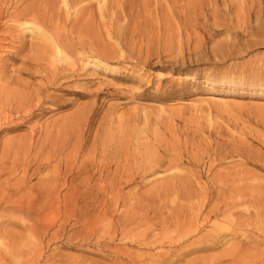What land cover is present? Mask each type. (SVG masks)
<instances>
[{
	"label": "rangeland",
	"instance_id": "374dc122",
	"mask_svg": "<svg viewBox=\"0 0 264 264\" xmlns=\"http://www.w3.org/2000/svg\"><path fill=\"white\" fill-rule=\"evenodd\" d=\"M175 1L77 0L73 5L59 0L60 12L55 20L61 19L60 26L67 32L72 30L74 35L92 29L115 54L106 61L90 58L74 74L60 75L58 82L47 88L53 99L44 103V110H38L35 117L16 130H0V149L3 138L29 136L32 127L36 131L42 129L32 138L37 141L33 142L34 147L40 144L43 131L46 142H53V146L67 141L61 157L76 145H81L82 155H86L94 133L100 140L108 133L157 130L166 137L171 135L182 151L186 140L187 149L193 152L194 158H189L190 151L189 156H183L185 162L178 169L200 168L205 172L213 161L208 176L239 173L264 187V0H242L243 3L203 0L200 4L198 1L193 4L192 0ZM29 35L22 36L24 46L19 55L27 54L29 45L37 42L34 34V38ZM8 45L13 44H5ZM0 64H4L6 75L14 77L21 87L37 86L41 82L37 65H23L14 58H6ZM211 95L243 100L224 104L213 101ZM34 147L30 154L35 155ZM15 150L10 148L8 156L13 157ZM47 150L48 146L43 152ZM30 154L31 165L27 170L30 184L15 190L6 189L3 183L0 194L8 199L9 191L12 197L20 195L34 202L52 203L44 208L28 206L26 202L20 208L0 203V264H135L127 255L118 254L127 250L155 256L177 250L166 242L139 248L135 240L126 241L120 234L117 239L102 234L100 243L96 238L82 239L97 210L90 209L85 221L77 220L79 214L75 211L87 207L86 199L71 188L73 184L86 182L81 174L83 170L78 171L80 163L69 161L67 167L61 163L56 168L53 156L44 161L41 173L37 174L33 169L45 155ZM167 166L165 163L147 176L144 187V183L134 182L124 186L123 191L143 190L167 178L171 171L166 170ZM24 168L19 167L14 174H22ZM56 170L61 174L60 181L66 179L65 187L57 190H61L60 206L53 203L55 195L59 196L57 191L49 195L41 191L45 182L56 179H46L44 174ZM205 178L201 176L200 180L207 181ZM117 212H121V206ZM104 219L109 220L110 214ZM254 237L261 238L260 230H256ZM221 241L214 248L173 257L171 264H206L209 259L203 260L204 256L220 252L236 239ZM209 263L221 264L215 260Z\"/></svg>",
	"mask_w": 264,
	"mask_h": 264
},
{
	"label": "bare ground",
	"instance_id": "6f19581e",
	"mask_svg": "<svg viewBox=\"0 0 264 264\" xmlns=\"http://www.w3.org/2000/svg\"><path fill=\"white\" fill-rule=\"evenodd\" d=\"M58 1L0 0V61L14 58L20 60L23 65H37L41 78L37 86L33 84L34 86L31 87L27 83L30 86L21 87L22 85L19 86L21 83L18 84L14 77L6 75L4 64H0V130H16L35 117L38 110H44V103L53 99L47 88L55 84L60 75L74 74L79 65H83V62L87 64L90 58L106 61L115 54L113 49L103 44L100 34L92 29L74 35L75 32L73 33L71 29L67 32L68 30L60 26L61 19L55 20L60 12L57 10ZM76 1L62 0L68 4ZM197 1L201 3L203 0H192L193 4H197ZM243 2L239 1V3ZM12 3L16 4L12 6ZM77 9L76 11H79ZM235 16L239 15L235 14ZM25 33H31L32 36L34 34L36 37L33 38L38 40L35 44L29 41L33 44L29 45L30 51L19 55L24 46V39L21 38ZM8 42L13 45L6 47L5 44ZM211 96L213 101L224 104L243 100L231 96ZM37 131L32 127L28 132L29 136L25 134L18 139L3 138L0 149V185L6 183V189L20 190L30 184H28L30 176L27 170L31 160H28V157L34 143L37 142L32 141ZM43 132L40 144L38 142L39 145L34 147L37 149L35 155L30 154L34 157L36 154L45 155L44 159H39L36 167L32 168L34 173H41L44 161L53 156L56 168L61 163L67 167L69 161H77L80 163L78 171L83 170L81 174L86 182L73 184L71 187L73 193L80 194L86 199L84 203L86 208L74 209L79 214L77 220L85 221L90 209H96L97 212L87 225L81 236L82 239L96 238V242L100 243L102 234L112 235L111 239H117V235L120 234L121 239L135 240L139 248H152L166 242L176 246L177 250H166L155 256H144L141 255L142 253H133L124 249L119 254L116 253L120 256L127 255L135 264L150 262L171 264L173 257L179 258L180 255L211 249L221 240L226 242L228 238H235L236 241L224 246L220 252L204 256L202 259H209L207 262L215 260L221 264L222 262L226 264L227 261L228 264H264V187L249 181L247 176L239 173L231 175L230 172L213 173L208 176L213 161L209 162L205 172L202 168V170L178 169V166L185 162L183 156H189L187 141H184L185 151H182L178 149L179 143L171 135L166 137L157 130L146 129L132 133L126 131L124 134L120 132L114 135L108 133L100 140V136L94 133L92 145L86 155H82L81 145H76L65 157L60 155L63 154L61 149L67 141L58 146L59 151L58 147L53 146V142L51 144L46 142L48 139L45 138V131ZM47 146L48 150L43 152ZM10 148L16 149L13 157L8 156ZM191 153L190 159L194 158L193 152ZM168 154L171 157L168 158ZM165 163L168 165L166 170H171L166 175L167 178L143 190L138 189L131 193L123 191L124 186L134 182L144 183V187L147 185L146 177L154 174L156 169ZM21 166L26 167L24 172L14 174ZM60 172L56 170L51 174H44L46 179H56L53 182H45L41 188L42 193L49 195L62 186L65 187V177L64 181L58 179L61 176ZM201 176H206L207 181L202 182ZM60 192L61 190L57 191L59 196L56 194L53 200L57 206H60L61 202ZM7 194L8 199L4 198V194H0V203L16 208L22 207L25 202L28 206L38 208H44L45 204L52 203L34 202L33 199L29 197L23 199L20 195L12 197L9 191ZM119 206H121L120 213L117 212ZM108 213L110 219L105 220L104 217ZM100 214H102L101 218H99ZM74 215L77 217L76 214ZM256 230L261 232L260 239L254 237ZM177 245H181L182 248H178Z\"/></svg>",
	"mask_w": 264,
	"mask_h": 264
}]
</instances>
